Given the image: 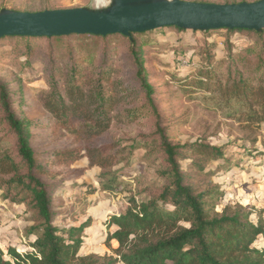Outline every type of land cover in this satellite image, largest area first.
I'll list each match as a JSON object with an SVG mask.
<instances>
[{
  "label": "rangeland",
  "instance_id": "1",
  "mask_svg": "<svg viewBox=\"0 0 264 264\" xmlns=\"http://www.w3.org/2000/svg\"><path fill=\"white\" fill-rule=\"evenodd\" d=\"M180 1L221 4L257 0ZM114 3L115 0H0V14L73 9L101 13L109 11ZM110 37L115 38L103 41L62 37L59 42H51L54 51L61 54L56 58L50 57L45 38L31 40L29 50L21 43L3 39L0 42V81L8 86L14 110L29 125L31 146L37 160L52 175L43 179L51 186L54 223L62 230L90 223L88 228H83L80 237L81 256L113 255L112 250L117 244L107 241V236L115 230V226L109 225L111 217L120 215L131 197L140 201L156 193L158 173L164 166L163 156L157 151V141L152 138L153 119L139 116L136 120H128L125 117L129 111L142 108L141 96L124 92L123 95L130 98L115 107L109 130L91 140L78 139L61 128H51L48 115L37 99L39 91L48 89L51 62L66 64L69 56L66 50L70 46L79 48L78 61L88 66L89 76L107 59L115 81L133 84L136 70L129 59L130 43L126 37ZM131 37L140 45L136 34ZM257 39L256 35L247 32L218 30L203 34L165 28L152 32V46L141 50L147 81L153 88V99L169 141L179 146L198 142L223 149L225 159L222 161L206 163L205 159L199 158L203 162V174L192 167L193 157L189 152L181 154V170L200 192L215 190L211 202L216 212L238 205L253 214L252 222L256 215L264 212V127L256 134L243 129V123L229 116L226 106L216 103V98H211L208 92L190 85L194 86L192 81L208 63L217 73L220 71L221 80H225L227 66L253 57ZM109 46L112 51L107 57L103 50ZM255 135L256 142L251 143ZM107 145L127 150L132 145L139 148L130 159L107 170L90 167L84 157L69 166L53 167L47 161L51 159V153L58 150H86ZM104 173L117 177L113 191L104 189L112 179L103 178ZM5 179L0 178V253L3 258L8 249L25 253L26 246L31 244L27 231L32 226V214L26 212L27 207L6 197L1 188ZM12 196L14 193L10 194Z\"/></svg>",
  "mask_w": 264,
  "mask_h": 264
},
{
  "label": "trees",
  "instance_id": "2",
  "mask_svg": "<svg viewBox=\"0 0 264 264\" xmlns=\"http://www.w3.org/2000/svg\"><path fill=\"white\" fill-rule=\"evenodd\" d=\"M258 1L261 0L207 4ZM226 31L256 35L253 57L227 66V77L223 81L220 71L217 73L209 63L208 67L205 64L192 81L194 86H190L208 92L211 98H216V103L226 106L229 116L243 123V129L256 134L264 127V30ZM151 33L136 34L140 45L132 37L126 38L130 43L129 59L136 70L133 84L115 81L107 59L89 76L88 66L78 61L79 48L70 46L66 50L69 53L66 64L51 62L48 89L39 91L37 96L51 128H61L78 139L91 140L106 133L114 118L115 107L130 98L123 95L126 91L129 95L141 96L142 108L129 111L125 117L128 120H136L139 116L153 119L152 138L157 141V151L163 156L164 163L158 173L156 193L140 201L131 197L125 210L111 217L109 225L115 226V230L107 236V241L117 244L112 256L79 255L82 230L90 226L89 221L80 228L67 230L55 225L51 186L43 179L52 175L37 160L31 146L29 125L14 110L8 86L0 81V178H6L1 188L11 202L26 206V212L32 214V226L27 231L31 244L26 246L25 253L8 249L5 258L0 253V264H264V212L256 215L255 222L250 220L253 214L238 205L216 212L211 202L215 190L200 192L181 170V154L190 153L194 158L191 165L200 174H203L204 166L199 158L210 163L224 160L225 155L221 147L198 142L179 146L169 141L161 125V115L141 55V50L152 46ZM72 36L77 35L68 38ZM77 37L103 41L115 38ZM3 40L24 44L29 50L31 40L37 39L7 37ZM61 40L62 37L45 38L50 57L61 55L51 46V42ZM111 49L112 46L106 47L103 53L108 57ZM256 137L250 142L255 143ZM137 146L132 145L129 150L117 145L86 150L62 149L51 153V159L47 161L53 167L69 166L84 157L90 167L107 170L130 159L139 148ZM125 152H128L126 157H122ZM102 177H112L104 189L113 191L117 177L107 173ZM11 193L14 196L10 197Z\"/></svg>",
  "mask_w": 264,
  "mask_h": 264
},
{
  "label": "water",
  "instance_id": "3",
  "mask_svg": "<svg viewBox=\"0 0 264 264\" xmlns=\"http://www.w3.org/2000/svg\"><path fill=\"white\" fill-rule=\"evenodd\" d=\"M174 28L194 32L264 30V0L218 5L180 0H115L107 12L83 9L0 14V39L122 36Z\"/></svg>",
  "mask_w": 264,
  "mask_h": 264
}]
</instances>
